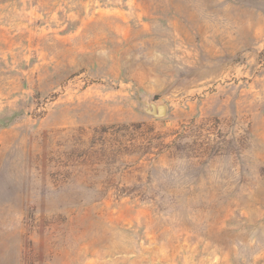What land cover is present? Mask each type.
<instances>
[{
    "label": "rangeland",
    "instance_id": "rangeland-1",
    "mask_svg": "<svg viewBox=\"0 0 264 264\" xmlns=\"http://www.w3.org/2000/svg\"><path fill=\"white\" fill-rule=\"evenodd\" d=\"M0 264H264V0H0Z\"/></svg>",
    "mask_w": 264,
    "mask_h": 264
},
{
    "label": "water",
    "instance_id": "water-1",
    "mask_svg": "<svg viewBox=\"0 0 264 264\" xmlns=\"http://www.w3.org/2000/svg\"><path fill=\"white\" fill-rule=\"evenodd\" d=\"M144 112L155 117H162L165 114V107L162 104L144 103Z\"/></svg>",
    "mask_w": 264,
    "mask_h": 264
}]
</instances>
